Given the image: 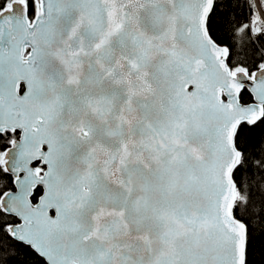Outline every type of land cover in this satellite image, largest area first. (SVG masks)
Returning <instances> with one entry per match:
<instances>
[{
	"label": "snow or ice",
	"instance_id": "obj_1",
	"mask_svg": "<svg viewBox=\"0 0 264 264\" xmlns=\"http://www.w3.org/2000/svg\"><path fill=\"white\" fill-rule=\"evenodd\" d=\"M0 264H264V0H0Z\"/></svg>",
	"mask_w": 264,
	"mask_h": 264
}]
</instances>
